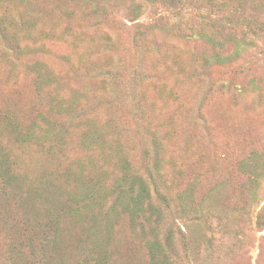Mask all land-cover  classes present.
<instances>
[{
    "label": "rangeland",
    "instance_id": "obj_1",
    "mask_svg": "<svg viewBox=\"0 0 264 264\" xmlns=\"http://www.w3.org/2000/svg\"><path fill=\"white\" fill-rule=\"evenodd\" d=\"M95 3L101 13L86 0H0V217L18 223L11 228L30 255L26 262L97 263L88 220L62 210L73 182L68 169L80 167L83 175L106 169L100 176L112 181L115 162L127 154L135 167L148 173L157 166L162 176L171 202L167 215L185 233L176 238V264H264L263 167L260 186L241 193L250 182L241 172L244 157L264 150V29L256 25L264 27V0ZM180 22L232 29L201 67L198 58L209 46L197 34L178 39L155 28L144 31L150 23ZM162 50L168 67L160 63ZM216 53L226 57L217 61ZM37 61L52 71L43 87L37 86ZM142 72L158 78L141 93L136 82ZM8 115L20 120L26 136L12 130ZM32 124L40 130L29 133ZM90 126L104 138L99 147L84 140ZM154 132L164 142L159 150ZM149 151L161 153L160 161ZM109 181L104 213L117 194V183ZM211 187L215 214L197 222L189 236L179 206L192 208L181 196L194 192L189 198L198 200ZM115 209V240L105 264H153L143 229L121 211L124 206ZM4 242L0 264H11Z\"/></svg>",
    "mask_w": 264,
    "mask_h": 264
},
{
    "label": "trees",
    "instance_id": "obj_2",
    "mask_svg": "<svg viewBox=\"0 0 264 264\" xmlns=\"http://www.w3.org/2000/svg\"><path fill=\"white\" fill-rule=\"evenodd\" d=\"M95 1L97 0H86V3L94 4L95 8H92L94 12L97 14L101 13L104 8L100 7V5L98 3H95ZM154 1L158 2L159 0ZM180 1L182 0H162V2L171 4L172 6H176V4ZM139 10L140 5H137L133 12L137 14ZM182 11L183 10H177V14L181 15ZM161 18L163 17H158L156 21ZM182 23L183 22H180L179 26L174 25L169 27L150 23V25L148 24L146 27H144V31L148 32L146 28H155L159 31H164V33H167L166 38L174 36L178 39H185L189 36H192L193 34H197L198 39L203 43H206L209 46V52H211L210 54L209 52L202 53V58H198V60L201 59V64H199V66L201 65V67L205 65V63L208 61V58L210 60L214 58V51L217 52V50L222 47L221 41L224 37V34H229L231 31L229 29H232V27L227 24H217L216 22L211 23L207 27V29H202L195 23H187L185 25ZM256 25L262 32V30L264 29L263 23H257ZM253 31L259 32V34L261 33L254 28ZM103 40L106 43H110L112 42V37L105 36ZM160 55L162 56V60L160 61V63L168 67V65H166L168 61V59H166V56H168V54L164 55V52L162 50ZM225 57L226 56L216 53L215 59L217 61H220ZM195 62L197 63L196 58ZM42 64L44 65L42 61H37L35 65L37 68V74L39 76V81L37 83L38 87H43L45 85V81L43 80L44 76L46 77L47 75L52 74L51 70H47V72H45L42 68ZM194 68H196V64ZM196 74L197 72L195 73V75ZM140 75L141 78L138 83L136 82V84H140L139 86L141 93L143 92V88H146L150 83H157L158 77H154L148 72H142L140 73ZM200 75L201 73H198L196 76ZM71 99L72 98L70 97L69 101ZM79 103L80 102H77V106H79ZM68 104L69 106L67 108L70 109L72 103L68 102ZM7 119V122L9 126L12 127V130L19 133L21 132V134L24 136L27 135V132L21 129L23 125L18 118L8 115ZM75 125L76 124H74V126ZM29 127V133H34V129L35 131L40 130L38 125L35 124H32ZM87 129L88 130L85 133L84 140L88 142V145L96 144V147H99L102 143H104V138L100 136L98 128L96 129L90 126ZM42 131L51 133V131L46 127H44ZM153 134L156 138L155 142H157V150H159L160 147L164 146V142L155 132ZM148 155L151 159L154 158V160L156 159L157 161H160V158L162 156L161 153H158L154 157L152 151H149ZM119 160L120 163L118 164L117 162H119ZM119 160L115 162L116 165H114L113 173H117V176H115L112 181H109L105 176H100L101 173L107 172L106 169H100L99 171H93L90 173L88 172L87 174L83 175L85 171L80 167L77 169L65 168L69 170L68 178L73 182L72 184L70 183L69 192H67L66 199L62 203V210L64 211V213L75 218L84 216L85 219L88 220V232H93L95 234V238L93 237L92 241L95 245V250L98 252L99 249L100 251L97 257L96 264H99L100 257V264H105V261H109L110 259L108 257V254L110 255L109 248L111 247V245H113V241L115 240V238H112L114 217L110 216V212L115 211V208L118 205L124 206V209H122L121 211L129 216V220L137 222L134 225H138L143 229L144 233H142L141 235L145 241V246L147 248L150 261L153 264H176L175 259L173 258L174 251L176 250L175 247L177 246L176 238L179 235L185 233H181V229H179L178 226L176 230L175 221H171L169 219V216L167 215L171 207V202L167 199V197L164 196V189L162 187L163 180L161 174L158 173L157 166H155V171H157V173H155L152 168V170L149 171L148 174L145 173L141 169V167H135L131 157H129L127 154L121 156ZM242 163L243 164L241 165V172L247 176L248 181L250 182L245 183V185L241 189V193H244V190L247 193V190H251V188L257 189L260 186V175L258 173V167L261 166L264 168V150L260 151L258 149H252L250 153L244 157ZM73 170L77 171L74 172ZM82 176H84L83 182ZM107 181L112 182V184L114 182L117 183L115 189L113 190V192H116L117 194L112 201L111 207L109 206L107 209L108 211L104 213V211L106 210L104 202L106 201L108 194L104 193L105 189H107ZM212 187L198 200L196 199V197L189 198V196L195 195L194 192L181 196V198H183L186 203L191 204L192 208L191 211L189 208H187L186 205L183 204V202L179 206V210H182L181 218H183L185 221L184 225L189 231V236L190 233H192V235L194 234L195 228H197V222L200 223V221H203L206 218L210 217V215L215 214L214 211H216V209L212 208L210 203L212 194L216 192H213L214 188ZM77 192L81 193L82 197L74 195ZM87 194L89 195L87 196ZM160 198L167 199H164L165 203L162 202L164 205L159 204L158 199ZM169 199L171 200L170 197ZM167 202H169L170 204H167ZM118 214L119 216L122 215L120 213ZM6 224L3 222V218L0 217V239L3 238V242H7L8 260L11 264H23L20 260L24 259V264H28L29 261L26 262V259L28 260V256L30 255H27L28 253H26L23 249L22 237L15 235V231H13L14 229L11 228L13 224L17 225L18 223L8 221ZM6 226H8L9 228L7 229ZM104 226V230H108V233L105 236L103 235L104 230H98L100 228H103ZM98 240L100 241V243ZM5 242L3 243V245L5 244Z\"/></svg>",
    "mask_w": 264,
    "mask_h": 264
}]
</instances>
